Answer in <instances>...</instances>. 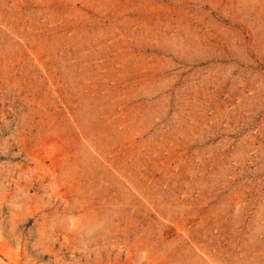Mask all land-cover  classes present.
I'll use <instances>...</instances> for the list:
<instances>
[{"label": "rangeland", "instance_id": "374dc122", "mask_svg": "<svg viewBox=\"0 0 264 264\" xmlns=\"http://www.w3.org/2000/svg\"><path fill=\"white\" fill-rule=\"evenodd\" d=\"M0 264H264V0H0Z\"/></svg>", "mask_w": 264, "mask_h": 264}]
</instances>
